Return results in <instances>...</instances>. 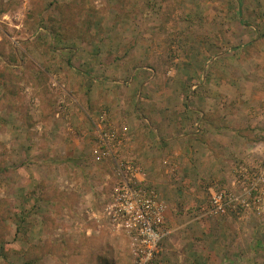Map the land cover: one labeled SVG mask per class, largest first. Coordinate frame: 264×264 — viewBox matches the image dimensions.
Returning a JSON list of instances; mask_svg holds the SVG:
<instances>
[{
  "label": "rangeland",
  "instance_id": "obj_1",
  "mask_svg": "<svg viewBox=\"0 0 264 264\" xmlns=\"http://www.w3.org/2000/svg\"><path fill=\"white\" fill-rule=\"evenodd\" d=\"M137 64L144 82L142 98L125 111L132 120L183 105L185 116L191 108L228 109L247 126L253 162L241 146L225 185L203 172L187 195L168 198L182 225L221 221L213 248L240 237L245 248L256 236L261 248L243 264H264V201L243 215L202 211L211 193L241 190L240 166L264 163V0H0V264H133L130 236L108 209L117 181L112 163L93 149L99 126L121 122L109 105L99 111L91 93L99 86L101 97L106 90L117 97ZM181 168L165 177L185 181ZM166 225L159 257L171 236H186ZM165 256L173 264L172 251Z\"/></svg>",
  "mask_w": 264,
  "mask_h": 264
},
{
  "label": "crops",
  "instance_id": "obj_2",
  "mask_svg": "<svg viewBox=\"0 0 264 264\" xmlns=\"http://www.w3.org/2000/svg\"><path fill=\"white\" fill-rule=\"evenodd\" d=\"M124 63L128 65L126 62ZM144 63L145 62H143V64ZM131 64H133V67L136 66L135 61ZM141 64H137L139 68L137 67L133 76L121 80V84L118 81L111 80L112 85L120 84V87L123 86L125 81H130V85L127 86L128 88H122V92H118V90L117 97L115 96L120 100L119 102L121 105L116 106L115 104H108L111 102L113 103V99L110 100V98L116 99L114 97V92L106 90L103 92V95L107 94V96L101 97L99 86L94 87L91 95L92 102L94 101L96 103L98 109L99 107H108L103 106L104 103L109 105L111 109H114L112 117L117 118V121L121 122L116 126L117 128L123 126L128 127L126 138L120 146L121 154L124 158H134L145 169L148 174L149 184L154 186L160 197L168 202L169 208L166 224L168 222L169 226H172V230L176 232L183 228V235H186L181 237L177 234L171 236L168 240L166 250L161 257H159L161 252L157 255L153 264H169L165 256L169 251H172L174 254V257L171 258L173 264H243L245 260H247V262L254 260L257 255L256 253H258L259 248H261L259 244L260 241L256 236H250V246H246L245 248L244 241L241 237L238 241H235L234 244L230 241V245L228 243L226 249L222 250V248L217 245L213 248L210 242L216 235L212 234L217 233L213 228L215 224L219 226L218 223L221 221H217L215 224H207L203 221L196 222L190 220L186 222L187 224L182 225L181 221H177V217H175L174 210L177 206L176 200L173 199L174 197L168 198V195L170 196L173 194H178L180 197L182 195H187L189 189L195 184V178L203 176V172L205 174L209 173V178H220L222 181L220 184L222 186L225 185L228 180L233 178L232 170L234 169L233 167H235L233 164L239 161L240 156H242V153H240L241 146L242 148L247 146L249 148L247 152L252 153L250 154L252 156L246 154L247 158L245 161L253 162L255 159L254 156H256L254 155L256 150L252 151L250 147L251 144L249 142L246 143L247 141L245 142V140H247V138L243 136L247 126L243 123L237 124L234 122L233 120L236 116L232 115V112L228 109L221 107L214 109L202 108V110L191 108L192 112H190L193 116H185L183 112L185 108L183 105H179V109L169 108V110L165 112L166 114L162 112L155 113L156 116L152 119L150 115H148L150 116L149 118L147 115H143L141 119L137 118V120H132L125 111L130 108V102L132 103L133 98L136 99L135 101L142 98L141 93H139L141 84L144 82L141 78L143 76L141 69L143 64ZM106 99H108V101ZM136 107V105L133 106L130 111L135 113ZM253 112V110L251 112V109H249V118L255 115ZM136 114H138V112ZM135 116L136 115H134V117ZM196 116H198V118H196ZM126 121L127 123H125ZM147 121H149L150 124ZM252 127L255 128V126ZM94 146L95 144L93 145V149ZM212 148L214 152H212ZM213 163H216V165ZM218 163H221V166H219ZM223 164L228 165L229 169L228 167L222 166ZM210 165H214V168L208 170L207 166ZM179 166L182 167V176L180 178H184L185 181L176 182L179 178L173 180L165 177L167 176L166 174L172 171L178 172L180 170ZM197 170H200L201 174H197ZM169 175L171 176L173 174ZM200 179L201 178H199V180ZM201 184L202 183H199L198 186ZM92 204V202L87 203V205ZM207 206L208 204L206 206L202 205V209ZM93 216L97 217L96 214H93ZM223 224L225 225L226 223L223 222ZM232 226L241 228L243 225H238V223L234 221ZM81 227L84 226L82 225ZM219 227H222L221 223ZM242 228L249 232L252 230L249 224L244 225ZM236 231L241 234V230Z\"/></svg>",
  "mask_w": 264,
  "mask_h": 264
},
{
  "label": "built area",
  "instance_id": "obj_3",
  "mask_svg": "<svg viewBox=\"0 0 264 264\" xmlns=\"http://www.w3.org/2000/svg\"><path fill=\"white\" fill-rule=\"evenodd\" d=\"M128 127L99 126L94 154L112 163L116 186L108 207L113 224L130 236L133 264H153L161 252L162 242L170 234L166 225L167 204L148 174L134 158H124L120 146ZM168 164V163H166ZM241 190H221L211 194L204 217L243 215L261 209L264 201V163L255 170L240 166Z\"/></svg>",
  "mask_w": 264,
  "mask_h": 264
}]
</instances>
